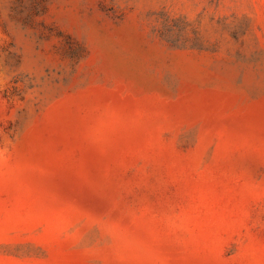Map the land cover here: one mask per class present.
<instances>
[{
	"label": "rangeland",
	"instance_id": "374dc122",
	"mask_svg": "<svg viewBox=\"0 0 264 264\" xmlns=\"http://www.w3.org/2000/svg\"><path fill=\"white\" fill-rule=\"evenodd\" d=\"M0 264H264V0H0Z\"/></svg>",
	"mask_w": 264,
	"mask_h": 264
}]
</instances>
